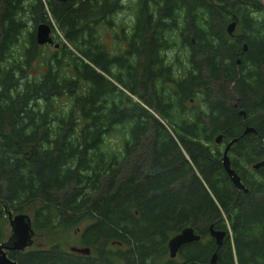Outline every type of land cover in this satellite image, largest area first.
I'll return each instance as SVG.
<instances>
[{
  "label": "trees",
  "instance_id": "1",
  "mask_svg": "<svg viewBox=\"0 0 264 264\" xmlns=\"http://www.w3.org/2000/svg\"><path fill=\"white\" fill-rule=\"evenodd\" d=\"M134 2L127 47L113 54L96 30L122 0H0V220L30 210L34 230L51 233L86 222L91 250L56 243L8 255L18 264H209L216 251V264H264V165L259 180L241 165L264 160V5ZM51 19L66 42L38 66L47 44L35 27ZM178 41L189 68L175 77L165 53ZM198 95L203 107L188 108ZM247 126L255 132L243 134ZM218 134L221 144L238 138L228 155L247 192L224 171ZM210 225L226 231L219 247ZM186 226L201 239L169 258L168 239Z\"/></svg>",
  "mask_w": 264,
  "mask_h": 264
},
{
  "label": "rangeland",
  "instance_id": "2",
  "mask_svg": "<svg viewBox=\"0 0 264 264\" xmlns=\"http://www.w3.org/2000/svg\"><path fill=\"white\" fill-rule=\"evenodd\" d=\"M134 1L135 0H122L123 8L121 10H117L111 17L105 19L104 22H102L97 26L96 35L99 43L101 42L105 46V48L113 54H118L122 52L125 47H127V42L123 38L122 30L124 29V32H126L127 34H129L131 30V27L134 22V18H133V5L135 4ZM261 2L264 5V0H261ZM107 20H110L112 24L108 25L106 23ZM51 22L55 26L54 34L52 33L53 40L54 42H57L60 47L66 41L63 38L57 23L53 19H51ZM235 28L236 26L234 27V30ZM179 44L180 42L178 41V43H176L175 46H173L169 50H166L165 53L167 55V59H169V62L172 63V68L175 77H179L184 71H186L189 68V64L187 61V55H188L187 48L185 49L184 47H182L180 49ZM67 46L70 49H72L75 54H78V52L72 46L70 45ZM53 49L54 48L52 45L43 46V48L41 49L42 53L40 57L37 59V61H40L37 63L38 66L44 65L45 62L44 60H46L49 57L51 52H53ZM175 56L177 57V59L175 58ZM114 71L117 72V69H114ZM117 86H119L118 83ZM65 100L66 97H63L61 99V101L63 102ZM200 100L201 97L200 95H198L197 100H194L192 103L188 104V108L193 107V105H198L200 108L203 107V103ZM142 104L143 106L146 107V104L144 103ZM121 138H122V132H120L119 134L112 133L108 136L107 139L112 144L116 145V142H120ZM218 145H220L219 147L220 149L223 147V144H218ZM241 165L246 167L249 173L259 180V172L255 169H252L250 164H247L246 162H241ZM24 212L31 215L30 210H24ZM0 224H1L0 237H2L1 240H4L10 234V225L6 215L3 216V218L0 220ZM85 224L86 222H83L77 228L59 230L56 231L55 233L35 231V235L33 237V244L27 249L48 248L49 246L56 243H58L66 251H69L70 246L73 245L81 246L80 238L82 239V236L80 235V233H81V229H83ZM173 259L178 260V257L175 256Z\"/></svg>",
  "mask_w": 264,
  "mask_h": 264
},
{
  "label": "water",
  "instance_id": "3",
  "mask_svg": "<svg viewBox=\"0 0 264 264\" xmlns=\"http://www.w3.org/2000/svg\"><path fill=\"white\" fill-rule=\"evenodd\" d=\"M65 1V0H60ZM51 25L54 26L51 22ZM48 23H39L35 27V41L38 45H52L54 47H58V43H54L52 37V28ZM236 23L230 22L227 25V32L232 33L234 31V27ZM247 46L243 45V50H246ZM241 114L243 112L241 111ZM249 132H255L253 127L247 126L243 134H247ZM223 140V135L218 134L214 138V142L216 144H221ZM238 138H232L226 143H224V147L222 149L221 154V162L224 171L229 177L230 182L236 189H240L243 192H247V188L243 185L240 176L235 171V169L231 166V160L228 155L230 147L237 142ZM264 165V160L258 161L252 165V168L258 169L259 167ZM7 218L10 225V234L8 237L0 242V264H18L16 260L11 258L8 255V252L11 251H23L30 247L33 244V237L35 235L34 228L32 226L31 216L26 212H18L13 214L11 211L7 212ZM226 234V231L223 229H214L213 225L209 226V236L215 240V244L217 247L221 245L222 238ZM201 239V235L196 232V230L191 226H186L181 229L178 233L171 236L167 242V247L169 251L170 258H174L179 248L187 243L194 242ZM69 251L77 252L83 255H88L90 253V248L88 247H77L70 246ZM217 263V252H213L209 264Z\"/></svg>",
  "mask_w": 264,
  "mask_h": 264
},
{
  "label": "flooded vegetation",
  "instance_id": "4",
  "mask_svg": "<svg viewBox=\"0 0 264 264\" xmlns=\"http://www.w3.org/2000/svg\"><path fill=\"white\" fill-rule=\"evenodd\" d=\"M54 43H56V42H54ZM59 45V44H58ZM166 82H168V81H165V82H162V84H160L158 87H159V89L161 88V87H163V89L164 90H170L171 89V87L173 86V84L171 83V82H168V83H166ZM223 147H224V144H223ZM223 149V148H222ZM229 151H230V149H229ZM229 153V152H228ZM259 161H261V160H259ZM258 162V161H257ZM254 163H256V162H253V163H250V166H252ZM262 167V166H261ZM260 168V167H259ZM257 170H259V169H257ZM13 213V212H12ZM14 214V213H13ZM213 228L214 229H216V230H218V229H220V228H215L214 226H213ZM80 235H81V233H80ZM6 239V238H5ZM224 239H225V235H224V237L222 238V242H221V244L223 243V241H224ZM1 241H3V240H0V242ZM80 241H81V238H80ZM215 241V240H214ZM81 243V246H77V247H83L84 246V243L83 242H80ZM191 243V242H190ZM187 244H189V243H187ZM184 245H186V244H184ZM184 245H182V246H184ZM180 249V248H179ZM178 252H179V250H178ZM72 253H76V252H72ZM91 253V252H90ZM79 254V253H78ZM178 254V253H177ZM83 255V254H82Z\"/></svg>",
  "mask_w": 264,
  "mask_h": 264
}]
</instances>
